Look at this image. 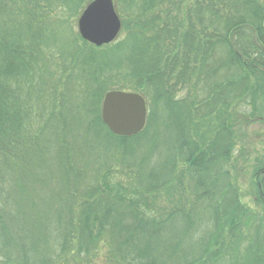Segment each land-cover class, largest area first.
<instances>
[{"label": "trees", "instance_id": "16d2710c", "mask_svg": "<svg viewBox=\"0 0 264 264\" xmlns=\"http://www.w3.org/2000/svg\"><path fill=\"white\" fill-rule=\"evenodd\" d=\"M91 1L0 0V193L14 171L35 192L54 171L52 201L64 203L59 237L30 240L14 225L21 211L0 198V264H88L104 235L115 264H264V0H115L122 41L96 48L76 35L55 63L60 79H47L42 42ZM112 90L146 99L141 134L117 137L103 124ZM160 118L185 170L157 186L150 178L146 191L113 182L97 151L129 153ZM186 176L209 235L197 257L179 260L178 231L196 208L185 196L172 209L157 201L162 187L169 199L181 193L173 185Z\"/></svg>", "mask_w": 264, "mask_h": 264}, {"label": "rangeland", "instance_id": "374dc122", "mask_svg": "<svg viewBox=\"0 0 264 264\" xmlns=\"http://www.w3.org/2000/svg\"><path fill=\"white\" fill-rule=\"evenodd\" d=\"M83 10L76 17L71 16L70 14L66 15L67 13H64V19H67V21L63 24L55 26L49 40L45 43L42 42L43 46L40 58L42 57V60L46 62V64H42V74L51 81L60 79L61 72L55 63L61 62L60 58L62 56V52L67 53V51H69V43L74 42L76 40L75 36L79 35L78 20ZM124 37L125 34L123 33L122 28L118 39L114 43L122 41ZM76 42L77 46L82 45L80 41ZM52 60L53 64L49 67L47 63ZM155 124H157L156 130L148 133L146 136L147 138L145 137L134 142L129 153H125L124 151L122 152L118 149L116 152L115 150H110V152L107 150L104 154V148H99L101 150L97 151V153L100 152L101 155L103 154L101 160L103 168L105 170L107 168H112L113 173H115L113 182H123L130 188L143 185L142 189H144V187L146 188L148 186L151 180L150 178L153 179V184L157 186L159 183L165 181V178L168 176H177V171H179V174L181 175V171L185 170L184 165H182V157L179 156L178 146L176 147L175 144L176 137L173 139L174 134L173 136L170 135L169 130L166 129L161 118L159 120L157 119V123ZM94 158L95 155L92 159ZM176 163L177 165L175 169L174 164ZM173 169L176 170L174 173L171 172L174 171ZM54 174V171L46 172L48 177L47 183L43 187H38L37 192L29 187L26 188L27 190L20 189L22 181L18 176V171H14L13 175H7L9 177L7 178V181L9 182L5 181L6 185L2 187L5 189L0 193V198L6 202L8 207L16 206L22 213L19 215V219L14 225L24 226L25 224L29 228L27 232L30 240L35 237L45 235L48 232H53V234L51 233V236L55 235L56 237H59L58 234H56V227L58 224V220L55 218L57 216L56 210L61 209L64 203L57 200L55 201V199L52 201V198H54V194L56 193L53 192V185L56 182L53 177ZM87 178V181L92 182V184L96 181V178L93 176V172H89ZM160 178L161 180H159ZM190 180L189 176H186V178L182 180L181 185H179L177 181L175 185L172 184L176 187V189L179 186L177 190H180L181 193L177 194L174 192V195H172L170 199L168 198L167 192H165L162 187L159 189V194L161 193V195L157 201L160 207L172 209L179 202L177 200H179L180 197L184 199L185 196V198L187 197L189 199V204H193L196 208L195 213L192 215L190 225L184 230L181 228L178 231L180 233V244L178 246L176 258L179 260L181 258L178 255L181 251H183L182 254L185 255L183 258L197 257L200 254L202 241L209 235V222L205 212V204L199 202V197L195 194L196 191L194 190L193 184ZM94 184H96V182ZM59 190L60 186L58 188V191ZM144 191H146V189H144ZM175 197L176 200H173ZM45 203L47 204V207L45 206ZM175 217H177V215H175ZM11 221L12 220H10V222ZM177 221L179 220L177 219ZM109 241V236L104 235L103 244L99 246L97 254L93 257L92 262L88 264H115L116 258H114L115 256L112 246H109ZM45 255L49 256L47 253H45ZM2 260L3 258L1 257L0 261ZM66 264L85 263L84 261L74 262L71 260ZM220 264H228V262L224 261Z\"/></svg>", "mask_w": 264, "mask_h": 264}, {"label": "water", "instance_id": "95a60500", "mask_svg": "<svg viewBox=\"0 0 264 264\" xmlns=\"http://www.w3.org/2000/svg\"><path fill=\"white\" fill-rule=\"evenodd\" d=\"M123 28L115 0H93L78 20V33L83 41L96 48L114 43ZM101 118L108 130L117 137L132 138L147 125L146 99L138 93L112 90L105 94Z\"/></svg>", "mask_w": 264, "mask_h": 264}]
</instances>
